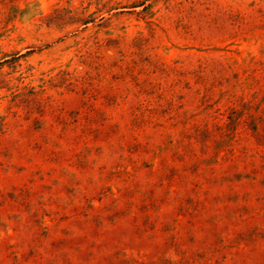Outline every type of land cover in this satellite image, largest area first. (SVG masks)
Instances as JSON below:
<instances>
[{
	"label": "rangeland",
	"instance_id": "1",
	"mask_svg": "<svg viewBox=\"0 0 264 264\" xmlns=\"http://www.w3.org/2000/svg\"><path fill=\"white\" fill-rule=\"evenodd\" d=\"M0 264H264V0H0Z\"/></svg>",
	"mask_w": 264,
	"mask_h": 264
}]
</instances>
